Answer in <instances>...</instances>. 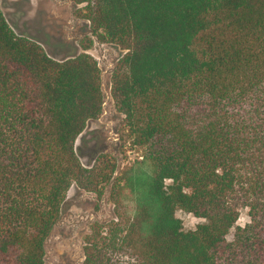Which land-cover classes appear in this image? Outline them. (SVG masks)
<instances>
[{
    "label": "trees",
    "instance_id": "obj_1",
    "mask_svg": "<svg viewBox=\"0 0 264 264\" xmlns=\"http://www.w3.org/2000/svg\"><path fill=\"white\" fill-rule=\"evenodd\" d=\"M73 1L126 50L111 94L142 156L115 178L116 217L94 223L84 264H264V0ZM103 109L98 61L53 58L0 6V264H46L68 190L101 197L114 179L116 158L86 166L76 150ZM180 209L203 221L185 230Z\"/></svg>",
    "mask_w": 264,
    "mask_h": 264
},
{
    "label": "rangeland",
    "instance_id": "obj_2",
    "mask_svg": "<svg viewBox=\"0 0 264 264\" xmlns=\"http://www.w3.org/2000/svg\"><path fill=\"white\" fill-rule=\"evenodd\" d=\"M0 6L17 34L37 41L53 58L62 60L87 52L101 69L104 109L98 117L88 121L76 141V150L86 166L93 165L100 154L107 153L116 158L118 169L114 179L105 184L101 197L72 185L66 194L62 216L46 244V264H84L85 238L94 223L116 217L118 207L112 198L115 178L142 158L140 151L124 145L119 137L123 116L116 109L111 94L115 65L126 50L115 43L99 42L92 35L90 21L83 16L85 4L73 0H0ZM91 39L92 45L84 49ZM133 207L131 196L126 194L119 210L131 212ZM176 215L185 230L195 229L203 221L181 209ZM249 221L248 209H243L238 224L244 226Z\"/></svg>",
    "mask_w": 264,
    "mask_h": 264
}]
</instances>
